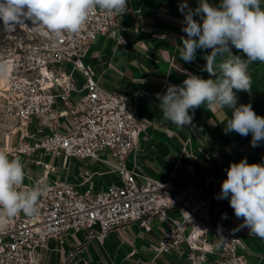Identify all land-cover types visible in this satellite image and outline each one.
<instances>
[{
  "label": "built area",
  "instance_id": "1",
  "mask_svg": "<svg viewBox=\"0 0 264 264\" xmlns=\"http://www.w3.org/2000/svg\"><path fill=\"white\" fill-rule=\"evenodd\" d=\"M117 18L96 11L78 35L66 34L62 40L30 20L1 29L0 65L7 73L0 76V99L5 115L16 123L6 151L14 157L43 151L83 161L86 169L81 183H49L55 167L35 161L44 167L36 184L47 185V191L38 215L20 213L6 219L0 232V264H38L37 253L50 241L63 245L67 237L83 231L101 240L132 224L144 232H161L151 246L155 258L179 251L181 264H248L251 251L241 233L231 224L216 227L203 219L205 200L128 166L130 155L136 157L140 150L144 130L137 113L142 95L103 89L84 63L87 48L116 27ZM92 162L106 167L98 174L116 178L100 192L91 187ZM210 233L221 235L219 250Z\"/></svg>",
  "mask_w": 264,
  "mask_h": 264
},
{
  "label": "crops",
  "instance_id": "2",
  "mask_svg": "<svg viewBox=\"0 0 264 264\" xmlns=\"http://www.w3.org/2000/svg\"><path fill=\"white\" fill-rule=\"evenodd\" d=\"M183 0H128L132 13L118 16V25L105 35H100L87 48L84 63L108 91L131 94L132 90L142 95L137 101V113L143 125L140 150L136 157L130 155V168L139 173L167 182L176 191H186L196 199L205 200L202 217L216 227L231 224L241 233L244 244L250 249L248 264H264V238L250 233L243 227V218H237L228 199H217L221 184L226 179V169L231 163L246 158L248 163L264 164V141L257 147L251 145V133L241 136L236 132L225 134L226 121L232 109L207 110L206 106L190 110L192 124L184 128L173 125L163 118L158 107L160 101L155 94H163L168 85H182L187 74L208 79L204 70V57L211 49H197L196 58L185 63L180 58L183 46L181 37L184 16L179 10ZM218 5L220 0H209ZM189 8L195 9L199 0H187ZM199 21V16H194ZM234 55L246 59L242 51L232 48ZM252 77L251 93L237 92V106L251 104L254 112L264 117V63L259 61L249 66ZM235 91V90H234ZM13 143L17 144V140ZM43 151L29 155H19L24 164V186L31 187L43 178L44 167L35 161L55 167L49 174V183H81L85 162L61 156L66 161L58 167L48 163ZM14 156L10 155V158ZM90 168L92 170H90ZM92 176V189L100 192L106 189L113 175L98 174L101 170L92 162L89 165ZM89 185L83 186L84 188ZM227 214L226 218L222 214ZM159 224V220H154ZM167 228V225H163ZM161 232L154 229L144 232L137 224L117 228L101 240L83 231L65 239L63 245L50 241L46 248L37 253L38 264H181L179 251L155 258L151 246L155 245ZM215 249L219 250L222 237L210 233ZM73 254V258L70 257Z\"/></svg>",
  "mask_w": 264,
  "mask_h": 264
},
{
  "label": "clouds",
  "instance_id": "3",
  "mask_svg": "<svg viewBox=\"0 0 264 264\" xmlns=\"http://www.w3.org/2000/svg\"><path fill=\"white\" fill-rule=\"evenodd\" d=\"M127 10L128 0H0V21L10 30L30 20L34 27L62 40L66 34L78 35L96 11L123 16ZM179 10L186 34L181 37L180 58L191 63L197 49H211L204 57V70L214 78L186 73L182 85L170 84L163 94L156 93L163 118L184 128L192 124L190 110L194 113L202 105L213 112L229 108L232 112L225 123V134L251 133V145L257 147L264 141V117L257 115L251 104L237 106L236 93H251L249 66L257 61L264 63V0H220L218 5L199 0L195 9L183 0ZM194 16H199V21ZM233 47L242 51L246 59L234 55ZM6 73V66L0 65V76ZM226 174L216 198L228 199L235 216L243 218L242 226L264 238V164H250L244 158L231 163ZM25 176L21 159L10 158L9 152L0 149V214L15 217L23 213L29 218L38 215L47 185L37 183L26 188Z\"/></svg>",
  "mask_w": 264,
  "mask_h": 264
},
{
  "label": "rangeland",
  "instance_id": "4",
  "mask_svg": "<svg viewBox=\"0 0 264 264\" xmlns=\"http://www.w3.org/2000/svg\"><path fill=\"white\" fill-rule=\"evenodd\" d=\"M1 29H3V22L2 21H0V34H1ZM15 126H16V123L12 119H10L9 117H7L5 115V112L3 109V102L0 99V149L6 150L7 149L6 143H8V149L10 148L9 139L11 136V132L15 128ZM33 130L34 129H31V131H33ZM14 146H15V143H13L12 147H14ZM46 161L48 163H51V164L58 166V167L64 166V164H66V161L64 158L56 157L53 155L47 156ZM93 163L95 164V166H97L101 170L106 169V167L102 166L99 163H96V162H93ZM90 170H92V169L90 168ZM7 218L8 217L6 215L0 214V232L5 227V223H6Z\"/></svg>",
  "mask_w": 264,
  "mask_h": 264
}]
</instances>
